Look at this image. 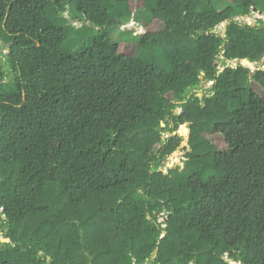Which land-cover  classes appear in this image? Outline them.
Instances as JSON below:
<instances>
[{"label":"trees","instance_id":"16d2710c","mask_svg":"<svg viewBox=\"0 0 264 264\" xmlns=\"http://www.w3.org/2000/svg\"><path fill=\"white\" fill-rule=\"evenodd\" d=\"M253 10L0 0V264H264V23L236 19Z\"/></svg>","mask_w":264,"mask_h":264},{"label":"rangeland","instance_id":"374dc122","mask_svg":"<svg viewBox=\"0 0 264 264\" xmlns=\"http://www.w3.org/2000/svg\"><path fill=\"white\" fill-rule=\"evenodd\" d=\"M151 17V13H143V14H137V17L133 16L130 21L125 25H115L113 27L114 30V38L115 39H120V40H133V38L136 36V33H139L143 29V25L140 24L137 20L138 19L141 21V23H144L145 21H148ZM243 22H248V23H254L258 22L260 19H262V22L264 23V13H260L257 10H253L249 16L244 15L243 17H239ZM161 26V25H160ZM125 30H130V31H125ZM138 31V32H137ZM219 31L223 32L224 31V24L222 23L221 25L217 26V32ZM1 42V41H0ZM71 43L68 44V49H70ZM252 65V63L250 64ZM253 66V65H252ZM212 84L210 82L203 84L202 89L199 91L198 96H202L204 94V90L208 89ZM182 108L177 107L175 109L176 113L181 112ZM178 132L181 133L183 140L178 147L176 151H174L164 162V165L161 167V169L164 172H168V170L172 167H175L176 165L183 166V159H184V154L188 150V144H187V139L190 134V128H189V122L182 124L178 128ZM165 136L169 135V133H164ZM211 138L213 141L216 143V146L221 149L225 148L227 144L225 143V140L223 137L218 136V135H212ZM187 149V150H186ZM1 211V208H0ZM159 215V221H162L164 218L163 214H158Z\"/></svg>","mask_w":264,"mask_h":264},{"label":"clouds","instance_id":"9594fccd","mask_svg":"<svg viewBox=\"0 0 264 264\" xmlns=\"http://www.w3.org/2000/svg\"><path fill=\"white\" fill-rule=\"evenodd\" d=\"M258 11V10H257ZM259 12V11H258ZM260 13H264V12H260ZM247 16H249V14H246ZM242 17L244 16V15H241ZM240 16H238V17H236V19L237 20H241L240 18H239ZM136 20V19H135ZM130 21V20H129ZM128 21V22H129ZM138 21V20H137ZM128 22H126V23H124L125 25L128 23ZM139 22V21H138ZM140 23V22H139ZM245 23H248V22H245ZM124 24H122V25H124ZM141 24V23H140ZM249 24H252V23H249ZM121 25V26H122ZM255 25V24H254ZM120 26V27H121ZM138 32V31H137ZM224 32V31H223ZM224 34V33H223ZM245 64H247V65H250L251 63L249 62V61H245ZM252 65H254V64H252ZM252 65H250V66H252ZM262 67H264V66H262ZM225 67H222L221 68V70H223ZM208 83V82H207ZM210 83L212 84L213 82L212 81H210ZM178 132V131H177ZM179 133V132H178ZM180 135H182L181 133H179ZM167 136H171V133H169V135H167ZM188 139H189V137H188ZM188 139H187V144H188ZM187 148H189V144H188V147ZM187 150V149H186ZM176 151V150H175ZM184 161V160H183ZM163 220H165V217L163 218ZM226 257V256H225ZM230 262H232V263H235V261H233V260H230Z\"/></svg>","mask_w":264,"mask_h":264},{"label":"water","instance_id":"95a60500","mask_svg":"<svg viewBox=\"0 0 264 264\" xmlns=\"http://www.w3.org/2000/svg\"><path fill=\"white\" fill-rule=\"evenodd\" d=\"M259 12H262V11L259 10ZM223 24H224V32H222V34L224 33L223 35L225 36V31H226V27H227L228 21L223 22ZM252 25H254V23ZM145 185H147V183H145ZM152 201L155 202L154 199Z\"/></svg>","mask_w":264,"mask_h":264}]
</instances>
